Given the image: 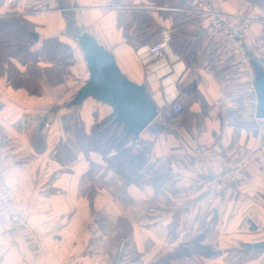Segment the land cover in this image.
<instances>
[{"label": "crops", "instance_id": "1", "mask_svg": "<svg viewBox=\"0 0 264 264\" xmlns=\"http://www.w3.org/2000/svg\"><path fill=\"white\" fill-rule=\"evenodd\" d=\"M183 1L184 7L175 8L193 18L186 26L190 52L181 57L171 48L166 57L170 69L161 68L162 60H152L150 65L163 70L162 77L152 78H147L138 54L150 44L137 50L127 45L119 14L150 13L160 28L157 41L161 30L172 28V18L162 13L173 11L145 8L153 4L143 0L120 3L134 7L125 9L111 7L112 0H59L54 9L42 0H6L0 8V14L23 15L37 24L40 40L60 36L72 45L77 59L71 78L61 86L45 85L40 97L0 80L3 174L19 215L18 221L0 219V264H264V249H247L248 244L264 241V119L256 118L257 96L247 91L238 66L219 61L208 17L198 12L210 5L234 13L249 3ZM83 33L110 51L131 81L145 85L158 106L157 119L141 138L152 142L148 170L162 166L171 175L159 190L150 184L125 186L107 171L98 153H79L66 166L54 158L64 136L62 116L79 114L89 131L97 119L112 113L111 107L93 98L67 108L89 77L75 37ZM252 37L249 51L258 48L264 26L255 25ZM261 50L257 61L264 67V47ZM171 89L184 105L175 120L166 113V92ZM35 131L45 139L42 151L32 142ZM201 145L220 153L218 165L207 174L191 169L195 149ZM247 151L259 154L245 168L242 185L217 198L202 185L191 190L193 183L205 182ZM205 250L213 252L205 256ZM122 252L125 257L115 263L114 256Z\"/></svg>", "mask_w": 264, "mask_h": 264}, {"label": "trees", "instance_id": "2", "mask_svg": "<svg viewBox=\"0 0 264 264\" xmlns=\"http://www.w3.org/2000/svg\"><path fill=\"white\" fill-rule=\"evenodd\" d=\"M5 1L0 0V8L5 6ZM112 1L118 5L130 0ZM245 1L264 13V0ZM143 2L174 8L185 6L183 0ZM162 15L172 18L171 48L181 57H185L191 47L186 26L193 21L192 16L181 12H163ZM118 26L123 29L127 45L135 50L154 42L160 31L152 15L143 11L120 13ZM37 29V24L23 15L0 14V80L5 79L7 86L14 90L22 89L30 96L40 97L43 95L45 85L61 86L71 78V69L77 63V59L72 45L58 35H49L35 42L34 34H39ZM41 63L46 65L43 66ZM256 63L261 65L258 61L253 62ZM72 100L67 104L69 109L78 106L72 103ZM111 114L103 119H97L89 131L85 130V122L79 114L71 112L62 116L64 136L56 144L53 154L55 160L66 166L73 163L79 153L85 156L98 153L105 162L107 171L111 170L120 177L125 186L150 184L159 190L171 180V175L166 169L150 167L148 170L152 142L142 138L136 142L133 135L122 125H118ZM44 140L41 131H35L32 142L40 151L45 146ZM129 233L126 230L124 238H128ZM127 245L128 242L125 243V247ZM124 255V252L118 253L113 261L120 263ZM204 255H208L207 250L204 251Z\"/></svg>", "mask_w": 264, "mask_h": 264}, {"label": "built area", "instance_id": "3", "mask_svg": "<svg viewBox=\"0 0 264 264\" xmlns=\"http://www.w3.org/2000/svg\"><path fill=\"white\" fill-rule=\"evenodd\" d=\"M44 3L54 9L59 5V0H43ZM111 7L117 9L134 8L127 6L126 4H115ZM148 9H165L173 12L184 11L181 8H171L168 5L156 6L148 5L144 6ZM143 8V7H137ZM201 14H206L208 17V29L210 36L214 43L212 48L216 52V56L221 63H232L238 66L244 76V81L247 91L251 95H255L254 82L256 79V73L254 69V61H257L263 54L262 48L264 47V37L256 41L258 48L251 49L248 44L251 41L252 30L255 25L264 26V13L252 4L239 8L234 13H227L220 10L218 7H212L208 5L201 11ZM172 29L166 28L161 30L160 37L154 43L141 48L138 51L139 57L145 66V72L147 78H152L155 75L162 77L161 69L154 68L150 65L152 60H162L161 66L169 68L170 63L166 60V57L172 54L171 51V39ZM177 59V57H175ZM170 69V68H169ZM170 71V70H169ZM167 73V72H165ZM166 102L169 105L167 116L170 120L177 119L184 111V105L179 100V93L176 89H171L166 92ZM254 103L257 104V99H254ZM46 127H48L46 125ZM259 153L246 152L242 153L235 160H231L225 163L219 170L211 175L205 182L199 181L191 186V190L194 192L201 185L204 186L206 193L217 198L223 194L228 188L242 185L245 182L243 172L245 168L250 164ZM195 159L191 167L192 171L197 174H207L212 169L216 168L220 160V153L210 146L201 145L195 149ZM4 157L0 149V219H9L11 221H18L19 215L15 211L13 200L8 188V185L4 177L5 167L2 165Z\"/></svg>", "mask_w": 264, "mask_h": 264}, {"label": "water", "instance_id": "4", "mask_svg": "<svg viewBox=\"0 0 264 264\" xmlns=\"http://www.w3.org/2000/svg\"><path fill=\"white\" fill-rule=\"evenodd\" d=\"M81 46L89 72L84 85L77 91L72 103L83 104L93 98L112 108L114 121L131 133L137 142L142 133L157 119L159 109L145 85L131 81L118 66L114 55L104 49L92 36H75ZM35 42L39 34H34ZM254 82L257 96L256 118L264 119V67L254 64ZM44 124H42V127ZM251 249H264V241L248 244ZM213 251H208L212 254Z\"/></svg>", "mask_w": 264, "mask_h": 264}, {"label": "rangeland", "instance_id": "5", "mask_svg": "<svg viewBox=\"0 0 264 264\" xmlns=\"http://www.w3.org/2000/svg\"><path fill=\"white\" fill-rule=\"evenodd\" d=\"M42 1H43V0H42ZM4 14H5V13H4ZM153 168H154V169H163V167H162V166H154ZM190 249H191V251H192V252H194V251L196 250L195 248H193V249H192V248H190ZM188 250H189V249H188ZM191 251H190V252H191ZM129 255H130V254H129ZM130 258H131V259H133V257H132V256H130Z\"/></svg>", "mask_w": 264, "mask_h": 264}]
</instances>
